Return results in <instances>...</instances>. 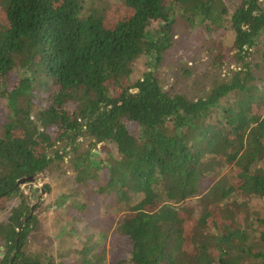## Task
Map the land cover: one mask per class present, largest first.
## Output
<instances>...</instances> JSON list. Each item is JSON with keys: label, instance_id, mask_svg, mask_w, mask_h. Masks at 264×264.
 <instances>
[{"label": "trees", "instance_id": "1", "mask_svg": "<svg viewBox=\"0 0 264 264\" xmlns=\"http://www.w3.org/2000/svg\"><path fill=\"white\" fill-rule=\"evenodd\" d=\"M232 1L117 0L128 15L111 25L106 9L95 12L84 0H0V211L19 199L0 223V264H56L33 249L40 222L30 217L31 183L18 184L66 161L86 196L82 203L69 195V209L84 212L95 197L106 212L122 213L116 235L127 254L107 262L75 219L66 243L79 240L64 258L264 264V214L250 205L264 199V0ZM176 15L233 35L231 46L215 45L213 60L229 78L203 96L165 91L157 77ZM143 56L150 69L131 83ZM228 166L236 184L218 179Z\"/></svg>", "mask_w": 264, "mask_h": 264}, {"label": "rangeland", "instance_id": "2", "mask_svg": "<svg viewBox=\"0 0 264 264\" xmlns=\"http://www.w3.org/2000/svg\"><path fill=\"white\" fill-rule=\"evenodd\" d=\"M84 1L87 3L88 9L96 10L95 12L100 14L101 11L106 9L105 11L108 12L107 19L111 20L109 22L111 25L125 19L128 15L123 8L118 9L114 6L113 3L117 0ZM170 1L166 0L168 4ZM237 2L238 0H233L229 3L234 5ZM173 29L174 44L166 52L163 61L156 70L157 77L165 91L179 92L190 98H195L203 96L213 87L215 82H225L229 78L228 67L216 69L213 65L214 53L216 52L215 45L222 43L225 47L231 46L233 35L229 30L212 29V27H207L205 24L200 25V23L192 26L181 15L175 16ZM252 60L256 61L255 64H257V60L259 61V49L255 50ZM149 62V58L146 56L138 60L130 79L131 83L140 79L150 69L148 66ZM4 104V102H1L2 106ZM1 119H5V113L1 115ZM109 147L111 153L115 154L117 152L114 145ZM104 151L107 152L102 145H99L95 152L105 158L106 153H103ZM71 168V163L66 161L58 169L55 168L46 174H40L36 180L37 183L31 184L25 191L30 195L33 209L30 217L37 215L40 222L38 232L33 233L34 237L32 238L36 239L37 242L33 249L37 253L42 254L43 258L53 257L56 264H76L75 259L64 258L62 255L69 256L70 249L76 247L75 241L78 242L79 239L70 237L69 240L74 242L69 245V241L66 243V232L64 229L67 226H71L70 223L73 220L80 219L77 223L80 236L82 238L90 236L95 242L100 243V250H106L107 262L115 256H118V258L125 256L127 254V245L116 235V229L124 217L122 213L106 212L103 200L95 197L86 206L87 210L84 212L72 208L69 209L74 200L68 198V196L75 192L79 194V189H81L74 187L76 175ZM217 175L218 179L225 177L228 180H232L234 184L237 183V172L233 166L217 171ZM47 186L51 188L50 192L45 189ZM43 189L46 190V194L42 193ZM63 198L66 199L65 202ZM78 200L83 203L86 200V196L79 194ZM18 203L19 199H15L5 205V208L3 207L0 211V223L7 221L12 209ZM250 205L254 210L264 214V199H252ZM188 206L196 209L198 217L200 213L199 203L191 201ZM189 223L194 225L191 221ZM82 242L84 241L77 243V248L82 247ZM0 248L1 251L4 250L3 247L0 246Z\"/></svg>", "mask_w": 264, "mask_h": 264}, {"label": "water", "instance_id": "3", "mask_svg": "<svg viewBox=\"0 0 264 264\" xmlns=\"http://www.w3.org/2000/svg\"><path fill=\"white\" fill-rule=\"evenodd\" d=\"M40 174H42V173H40ZM26 183H31L32 185H34V184L37 183V181H36L35 178L24 179V180H21V181L19 182L18 186L24 185V184H26ZM31 189H32V188H31ZM36 191H37V190H36ZM42 193H43V194H46V190L43 189V190H42ZM32 213H33V209H32Z\"/></svg>", "mask_w": 264, "mask_h": 264}]
</instances>
